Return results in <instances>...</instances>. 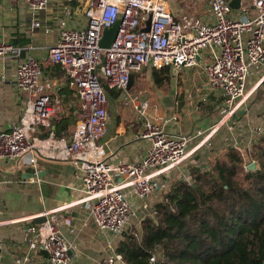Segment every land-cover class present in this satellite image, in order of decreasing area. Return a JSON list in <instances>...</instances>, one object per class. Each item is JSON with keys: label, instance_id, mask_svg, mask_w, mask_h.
<instances>
[{"label": "built area", "instance_id": "1", "mask_svg": "<svg viewBox=\"0 0 264 264\" xmlns=\"http://www.w3.org/2000/svg\"><path fill=\"white\" fill-rule=\"evenodd\" d=\"M25 1L31 29L43 28L40 14L53 0ZM184 1L198 4L201 0ZM208 5L213 21L207 24L192 15L178 20L163 0H90L85 28H70L67 19L61 21L49 63L63 68L81 103V119L71 142L62 144L53 137L37 136L38 129L57 117L62 107L58 88L45 79L44 65L28 59L19 65L16 75V86L27 96V107L17 126L9 133H0V160H14L18 168L27 155H32L31 164L36 161L33 155L72 162L77 169L73 189L90 203V218L102 234L120 237L132 223L155 219L157 195L166 192L173 172L188 164L196 150H189L193 138L168 133L170 121L152 120L148 101L132 97L130 103L142 121L138 138L148 141L149 147L138 163L111 162L100 143L109 123L106 89L126 91L133 75L148 66L197 67L209 51L212 60L201 74L206 86L220 92L224 105L221 123L212 130L233 120L247 98L251 68L264 63V0H240L242 17L234 15L230 0H208ZM149 19L150 29L145 32ZM117 23L119 29L111 46L101 48L105 30ZM21 50L0 42V57H19ZM203 135L199 131L195 137ZM209 139L203 138L198 148L209 146ZM256 140H251L252 147ZM248 152L250 155V148ZM65 207L38 214L36 217L45 218V222L29 229L30 249L47 253L49 264H68L76 252L61 228L74 224L73 218L63 213ZM88 223L87 219L84 226ZM110 249L106 264H125L122 254ZM155 261L153 256L151 262Z\"/></svg>", "mask_w": 264, "mask_h": 264}, {"label": "crops", "instance_id": "2", "mask_svg": "<svg viewBox=\"0 0 264 264\" xmlns=\"http://www.w3.org/2000/svg\"><path fill=\"white\" fill-rule=\"evenodd\" d=\"M89 1L53 0L40 14L43 28L33 30L25 0H0V42L22 49L19 57H0V133H9L20 123L27 107V96L16 86L17 70L22 62L34 59L44 65L45 79L58 88L62 107L57 117L38 129L37 136L41 139L53 137L62 144L71 142L72 133L81 119V103L63 68L49 63V51L57 45L60 22L64 19L68 20L70 28L87 26L85 11ZM163 1L167 10L180 21L188 15L202 24L213 21L208 0L198 4L184 0ZM238 1L239 8H233L234 15L242 17ZM202 57L194 68L164 67L169 70L170 79L163 85H157L153 78L154 70L163 68L148 66L133 75L126 91L107 92L109 123L107 134L100 143L111 162L138 163L149 147L148 141L138 138L142 121L130 103L132 97L148 101V114L152 120L170 121L166 127L168 133L193 138L189 150H196L188 164L209 167L212 159L229 148L243 152L247 161L251 158L247 157L249 148L252 151L255 145L252 147L251 140L264 136V63L251 68L246 82L247 98L236 117L212 130L221 123L224 105L220 92L206 86L201 74L204 65L212 60L210 52L206 51ZM199 131L204 135L195 137ZM206 136L210 137V145L198 148ZM31 156H25L19 168L14 160H0V264H49L47 253L30 249L29 229L39 224L36 222L38 214L63 205H66L63 213L70 215L74 223L71 227L61 226L67 241L76 247L68 264H106L112 253L110 247L116 251L123 235L115 237L98 231L90 218V203L73 189L75 165L42 155H33L36 161L31 164ZM164 193L157 195L158 202ZM87 219L89 225L84 226Z\"/></svg>", "mask_w": 264, "mask_h": 264}, {"label": "trees", "instance_id": "3", "mask_svg": "<svg viewBox=\"0 0 264 264\" xmlns=\"http://www.w3.org/2000/svg\"><path fill=\"white\" fill-rule=\"evenodd\" d=\"M153 78L163 85L169 70H154ZM245 156L230 148L209 167H190L192 182H173L142 233L123 235L116 251L125 264H264V136ZM251 160L256 169L246 171Z\"/></svg>", "mask_w": 264, "mask_h": 264}, {"label": "water", "instance_id": "4", "mask_svg": "<svg viewBox=\"0 0 264 264\" xmlns=\"http://www.w3.org/2000/svg\"><path fill=\"white\" fill-rule=\"evenodd\" d=\"M231 6L234 9H238L239 8V1L238 0L233 1L231 3ZM150 24H151V19H149V21L147 22V27L144 29L145 32L149 31ZM118 29H119V23L114 25L112 28L105 30L104 37H103V39L100 42V47L101 48L107 49V48H109L111 46L112 42L114 41V39H115V37L117 35ZM132 80H133V78L131 79L128 87H130V85L132 83ZM255 169H256V163H252L249 166V170H255ZM36 222L41 224V223L45 222V218L40 217L38 220H36Z\"/></svg>", "mask_w": 264, "mask_h": 264}, {"label": "rangeland", "instance_id": "5", "mask_svg": "<svg viewBox=\"0 0 264 264\" xmlns=\"http://www.w3.org/2000/svg\"><path fill=\"white\" fill-rule=\"evenodd\" d=\"M166 1H169V0H166ZM107 97H108V100H110V98H109V96H108V94H107ZM144 99H148V98H144ZM179 101H181V98H179ZM78 103H79V101H78ZM230 149V148H229ZM225 152H223V154H224ZM252 154V151L250 152V155ZM252 163H254V162H252ZM251 163V164H252ZM250 164V165H251ZM250 165H247L248 166V170H249V166ZM190 166H193V163H189V164H187V165H183L180 169H178V170H176L175 172H173V175H172V182H171V184H170V186L172 185V183L173 182H175V181H177L178 179H180V178H186L187 180H189V181H191L192 182V180H190V177H189V170H190ZM247 171V170H246ZM250 171V170H249ZM169 186V187H170ZM169 187H168V189H169ZM168 189H166V192L168 191ZM144 223V221L142 222V224ZM142 224H140L138 221H136L134 224L132 223L131 225V227L129 228V229H127L126 230V233H128V232H131V230L133 231V230H136V231H138V233H139V235L142 233ZM125 234V233H124ZM123 234V235H124Z\"/></svg>", "mask_w": 264, "mask_h": 264}]
</instances>
